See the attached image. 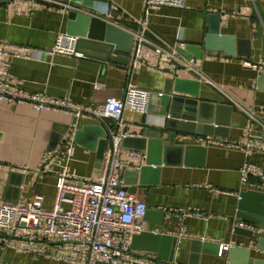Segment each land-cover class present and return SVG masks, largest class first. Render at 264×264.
Listing matches in <instances>:
<instances>
[{
  "label": "crops",
  "instance_id": "0c3cea01",
  "mask_svg": "<svg viewBox=\"0 0 264 264\" xmlns=\"http://www.w3.org/2000/svg\"><path fill=\"white\" fill-rule=\"evenodd\" d=\"M53 1L58 3L10 0L0 5V43L28 46L32 51L29 58L3 60L21 87L83 105H97L108 96L122 98L129 83L163 95L190 97L189 93L174 91V85L177 78L194 80L197 83L193 89L204 105L205 119L226 125L228 137L220 138L240 145L210 144L202 135L179 133L175 140L178 149L162 153L155 140H151L149 150L135 149L140 156L122 175L127 176L126 180L123 177L125 186L134 189L132 193L145 201L148 210L143 221L145 230L137 234L135 248L131 247L133 255L143 253L161 264H191L197 255L198 264H231L225 251L221 256L215 255L212 248L203 253V242H231L246 250L257 264H264V241L259 247V237L232 233L241 192H245V213L264 220V191L247 184L240 192L243 163L264 165L263 128L245 111L255 112L264 124V80L259 86L264 75V0H187L184 8L163 6L151 11L145 20L146 36L167 48L190 47L200 75L179 63L175 71L162 70L160 59H148L138 70L132 68L134 33L144 23V0ZM71 10L104 18L132 33L131 52L113 51L106 60L108 44L82 41L79 51L83 57L50 55L48 50L57 34L67 32ZM163 97L153 98L148 114L124 111L127 129L135 137L143 138L165 127L169 115ZM74 120L70 113L35 111L27 102L0 100V204L41 194L44 205L52 206L57 167L37 169L46 153L70 142L76 144L72 173L80 177L95 175L99 153L109 144V136H100L95 125L101 122L96 119ZM250 126L255 130L251 141L257 148L247 155L246 128ZM163 139L167 145L168 134ZM148 161L159 168L147 167ZM154 229L177 240L155 238L148 233ZM247 259L241 253L237 264H246ZM0 264L69 263L0 247Z\"/></svg>",
  "mask_w": 264,
  "mask_h": 264
},
{
  "label": "built area",
  "instance_id": "2783aa9c",
  "mask_svg": "<svg viewBox=\"0 0 264 264\" xmlns=\"http://www.w3.org/2000/svg\"><path fill=\"white\" fill-rule=\"evenodd\" d=\"M186 4L187 0L143 1L144 23L134 33L133 69H140L148 59H160L159 67L162 70L175 71V64L179 63L201 74L194 59H183L175 49L167 48L146 36L145 20L152 10L163 6L184 8ZM64 5L72 8L70 3ZM78 39L77 35L59 32L48 53L83 57V53L77 49ZM31 52L28 46H16L6 41L0 43V100L27 102L35 111L55 110L70 113L77 119H96L107 129L110 142L104 150L96 177H80L72 173L71 161L76 152L74 142L46 153L37 170L46 171L50 167H57L54 203L46 207L44 196L37 194L30 198L20 197L17 202L4 201L0 204V247L69 264H119L122 261L161 264L143 253L133 255V237L145 230L143 221L148 207L135 193L124 188L125 180L121 176L129 163L140 156L139 151L124 145L125 139L135 137V134L127 129L123 113L128 109L141 115L148 114L154 91L129 83L122 98L108 96L97 105H83L69 99L31 92L20 86V81L11 75L3 62L5 58H29ZM96 86L100 85L97 83ZM159 94L163 95L162 92ZM245 111L264 131V124L255 112ZM254 131L252 126L246 128L249 137L245 144L247 155L257 148L251 141ZM206 141L240 147L220 136H208ZM151 165L156 167L155 164ZM247 184H255L264 191V165L248 161L243 163L240 168V192ZM238 199H241L240 194ZM196 214L201 215L198 212ZM238 227L260 230L235 216L232 233H236ZM155 232L159 231L156 229ZM235 246L231 242L222 243L219 255Z\"/></svg>",
  "mask_w": 264,
  "mask_h": 264
},
{
  "label": "water",
  "instance_id": "95a60500",
  "mask_svg": "<svg viewBox=\"0 0 264 264\" xmlns=\"http://www.w3.org/2000/svg\"><path fill=\"white\" fill-rule=\"evenodd\" d=\"M10 0H0V5L9 3ZM69 21L67 32L70 34H74L79 36L77 42V49L79 50V44L82 41H86L88 43L95 42H104L110 46V50L107 54L106 60L111 58L113 51H122L126 53H130L133 46V34L127 31L126 29L105 20L104 18L89 15L77 10H71L68 14ZM212 35V34H211ZM210 35V37H211ZM211 48V46H210ZM190 47H177L176 50L183 55L187 59L192 58V54L190 53ZM114 58V57H113ZM116 60V59H113ZM264 80V75L259 79V86H261V82ZM197 81L188 80L183 78H177L174 85V91L176 92H186L191 96L186 97L182 95H160L159 93L153 92L150 101V110L151 103L155 96H164L165 100V112L168 113L167 122L165 127L158 129L156 132L152 134H146L143 138L140 137H129L125 139L124 145L129 148H134L137 150H149L151 140H155L154 142L159 143L161 147V151L166 150H175L178 149V145H176V135L179 133H189V134H198L204 137L208 136H220V137H228L227 130L228 127L221 123H215L211 120L205 119V108L204 105L196 98L197 92L194 91V85ZM77 118H75L74 123H76ZM95 127L99 130L100 136L103 138L108 137L107 129L101 124L95 125ZM164 134H168V144H164L163 136ZM264 134V131H263ZM150 140V141H149ZM182 148V146L180 147ZM104 149L99 153V159L103 157ZM96 165L95 175L96 177L100 171L101 161ZM162 161H159L161 163ZM147 166L149 168L158 169V165L148 161ZM151 164H155L156 167H153ZM146 167V166H145ZM143 167V168H145ZM122 177L127 178L126 174L121 175ZM21 184L19 185L20 189ZM124 188L130 192H134V189L128 186H124ZM241 199L239 200V204L237 206L236 217L244 222L252 223L253 225H258L263 227L264 229V220L258 221L257 219H253V217L247 215L245 213V208L243 206V201L245 197V192L240 193ZM20 197L16 199H10V202H17ZM147 214V212H146ZM264 215V213H261ZM146 217V216H145ZM264 218V216H263ZM156 229L149 231L150 235H153L155 238L162 239H170L176 241L177 238H173L169 235L162 234L160 232H155ZM143 233V232H142ZM236 233L244 234L249 237H259L260 243L259 247H261V243L264 241V230L261 231H253L245 228L238 227ZM143 235V234H142ZM139 235H134L133 241L131 244L132 248H135L136 241ZM199 242H196V245H199ZM203 253L206 252L207 248L214 249V254L219 255L221 243L211 244L209 242H203ZM155 250V249H154ZM157 251V249H156ZM199 253V251H195ZM227 253L228 258L231 261V264H237V256L243 253L247 256L246 264H257L258 261H255L253 258H249L246 250H240L238 247H231L229 250L225 251ZM199 256L197 255L194 261H190L191 264H198ZM245 264V263H244Z\"/></svg>",
  "mask_w": 264,
  "mask_h": 264
}]
</instances>
